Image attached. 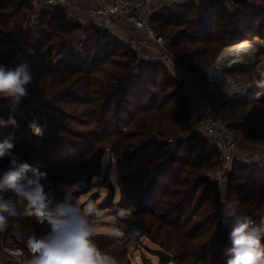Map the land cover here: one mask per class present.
I'll return each instance as SVG.
<instances>
[{
    "label": "trees",
    "instance_id": "1",
    "mask_svg": "<svg viewBox=\"0 0 264 264\" xmlns=\"http://www.w3.org/2000/svg\"><path fill=\"white\" fill-rule=\"evenodd\" d=\"M30 11L29 0H0V64L6 65L17 48L33 49L35 53L17 58L13 66L26 64L33 76L26 86L28 95L24 101L49 96L47 109L73 106L70 115L78 111L92 124L85 131L71 129L72 138H68L45 127L40 121L48 116L45 111L36 109L31 118L16 113L5 117L1 130L9 126V117L19 125L14 131L7 129L8 136L13 137L9 140L15 145L13 153L20 162L40 164V170L47 173L41 183L46 190L51 189L54 197L47 211L58 216L57 207L65 199L62 186L85 182L92 174L91 188L106 191L96 211L88 215L89 223L100 210L117 215L121 209L134 206L136 211L131 215L149 217L142 236L162 249L156 252L159 264H227L231 247L228 234L233 222H221L218 184L212 183L206 170L200 171L202 167L218 165V150L196 130L179 139L174 147L169 139L151 136L152 132L158 136L175 135L192 118L182 92L184 80L162 61L138 57L135 49L117 34L75 25L65 9L43 10L28 23ZM149 22L156 33L168 39V49L192 79L209 95L219 97L214 107L226 128L244 142L264 146V96L255 98L251 94L228 101L227 96L211 91L214 83L206 76L224 47L244 38L264 39V0H235L233 12L225 8L222 0L173 4L152 13ZM46 27L53 31H46ZM243 28L254 31L248 34ZM80 32L85 37L83 57L54 63V47ZM33 121L41 128L42 136L35 135L29 127ZM138 138L143 142L138 144ZM4 140L7 133L0 135V142ZM100 142L103 145L98 146ZM153 147L156 149L150 151ZM106 151L109 162H114L120 193L117 202L110 177L112 164L101 167ZM8 166L6 156L0 160V171ZM227 181L228 197L239 200L244 211H258L252 218L259 224L264 218V167L234 161ZM0 194L10 195L7 191ZM32 223L37 238L50 230L47 218L41 223L32 216ZM209 223L213 229L206 233ZM106 238L102 235L92 239L103 245ZM120 248L127 252V248ZM28 256L33 258L30 252Z\"/></svg>",
    "mask_w": 264,
    "mask_h": 264
},
{
    "label": "clouds",
    "instance_id": "2",
    "mask_svg": "<svg viewBox=\"0 0 264 264\" xmlns=\"http://www.w3.org/2000/svg\"><path fill=\"white\" fill-rule=\"evenodd\" d=\"M32 80V73L26 64L15 68L0 64V98L11 99L15 105L28 95L26 86ZM4 124L5 121L0 119V125ZM7 124L19 127L12 117H9ZM29 127L35 135H43L35 121ZM12 138L10 136L9 139L0 142V160L6 156L9 158V166L0 171V193L10 192L16 203L23 204V215L35 216L41 223L47 218L50 224V230L43 236L37 238L33 234L28 237L26 246L33 258L27 261V264H115L114 259L102 253L92 239L96 233L89 223L88 215L96 211V208L89 202L85 211V207H82L80 199L76 196L83 182L62 186L65 199L57 207L59 215L53 217L47 210L54 197L51 196V189L46 190L45 185L41 183V180L47 178V173L40 170V164L33 166L27 161L20 162L12 151L15 147L9 142ZM221 204L223 205L221 222L224 223L223 218H233L228 234L231 247L228 249L227 264H264V218L256 224L239 207V200L231 201L222 197ZM133 211H136L134 206L130 209H121L118 215L125 217L131 215ZM15 215L17 213L11 198L4 200L0 197V232L9 227L8 217ZM110 235L120 237L124 233L119 228H114Z\"/></svg>",
    "mask_w": 264,
    "mask_h": 264
},
{
    "label": "built area",
    "instance_id": "3",
    "mask_svg": "<svg viewBox=\"0 0 264 264\" xmlns=\"http://www.w3.org/2000/svg\"><path fill=\"white\" fill-rule=\"evenodd\" d=\"M31 11L27 22H32L36 16L43 10L59 7L65 9L67 17L82 28L94 27L104 32H112L119 26L128 27L131 35L137 40V48H143L144 43L152 44L160 48L161 56L172 61V64L181 70V77L184 81H193L190 74L178 63L177 60H171V52L167 47L166 39L156 33L149 22V17L155 11L164 6L173 4L188 5L198 4L201 0H29ZM254 1V0H249ZM225 8L229 12L235 10V0H222ZM227 47V46H226ZM224 47V48H226ZM224 51V50H223ZM18 56L14 57L6 66L13 68ZM174 61V62H173ZM230 69V68H229ZM215 81V80H214ZM215 83H218L215 81ZM219 84V83H218ZM256 88V87H255ZM254 88V89H255ZM253 89V90H254ZM247 90V89H246ZM244 90V91H246ZM227 98L241 92L228 93L222 90ZM242 91V92H244ZM252 92V91H251ZM29 107L24 99L13 105L11 99L0 98V119L5 121V117L11 114H21ZM5 125V124H4ZM0 125V130L4 127ZM193 130L198 131L206 137L219 153V169L211 174V179L217 183L221 180L223 170L230 169L234 161L247 163L255 162L258 168L264 167V158L256 161L252 160L249 152L240 147L239 143L244 142L239 136L231 133L225 124L218 118L214 105L206 99L202 100L199 113L193 121ZM249 150V149H248ZM4 200L11 198L15 206L17 215L8 217L9 227L4 231L5 240L2 241L1 250L9 261L13 264H27L30 260L28 256L29 249L26 242L29 236L35 234L32 228V216L23 215L24 205L16 203L12 195H2ZM219 196V218L221 220L223 205ZM227 200L226 197H223ZM4 215L7 216L5 213ZM250 217V216H249ZM254 222L255 220L250 217ZM224 224L231 217H226ZM256 223V222H255ZM257 224V223H256ZM137 230V231H134ZM123 236L114 238L119 246L124 248L134 247L141 240V230L132 223H126L123 229Z\"/></svg>",
    "mask_w": 264,
    "mask_h": 264
},
{
    "label": "rangeland",
    "instance_id": "4",
    "mask_svg": "<svg viewBox=\"0 0 264 264\" xmlns=\"http://www.w3.org/2000/svg\"><path fill=\"white\" fill-rule=\"evenodd\" d=\"M43 27V26H42ZM46 31H53V29L51 27H46L45 29ZM116 31V30H114ZM254 31V29H250V28H243V32L251 34ZM116 34V33H115ZM70 36V35H69ZM54 40H56L55 37H53ZM85 37L82 35V32H80V34L78 35H72L68 38V40L64 41V43L61 45L57 44L53 51H52V59L54 63H60V62H64L67 60L68 57H73V60H77L79 59V57H83L84 55V47H83V42H84ZM264 41V39H262ZM168 39H166V44H167ZM48 43V42H47ZM153 46V45H152ZM154 50L152 49H148L147 50L141 52V54H138V57L140 58H152L153 60H160L162 61L164 64L169 65V67L171 68L170 71H172L173 73H175L176 75H178V77H182L181 76V70L178 69L177 67H175L172 64V61H170L169 59H166L164 56H161L162 52L160 51L159 47L153 46ZM225 48H223L217 55L215 61L212 63V65L208 68L207 72H206V76H207V80L211 81L214 83V85H210V89L211 91H218L219 93H221L222 95L226 96V94L222 91L224 90L222 88V86L218 83H215L214 80H212L209 76L210 70L212 69V67L214 66L215 62L217 61L218 57L220 56V54L223 52ZM34 50L31 48H17L14 53L12 54L11 58L6 62L9 63L14 57L18 56V59H22L23 57L26 56V54H32L35 53L33 52ZM20 56V57H19ZM171 60L175 59V57L173 56V54H171ZM174 62V61H173ZM259 64L258 67H254V69H243V65L239 64L237 65L238 71L242 74L243 72L246 73V76L248 77V80H246L248 83L246 89H247V93L245 94V96H249L252 94V92L254 91L253 89L256 87L257 83L262 81L261 80V69L264 68V61L258 60L257 61ZM109 66V63L106 65V67ZM259 69V70H258ZM247 70V72H246ZM98 72L94 71V74H96ZM224 73L226 75H230L231 74V69L226 68L224 70ZM243 73V74H244ZM183 78V77H182ZM217 82V81H216ZM193 88H189L192 87ZM190 91H192L190 93ZM225 91V90H224ZM238 90L232 91V93L236 92ZM252 91V92H251ZM183 94L186 97V101H187V105L189 108V111L192 114V118H190V120L188 122H186L185 124L182 125L183 129L176 133L175 135H161L158 136V134L156 132H152L151 136L155 139H169L171 140V145H173V147L175 146L174 144L179 140L182 139L184 137L187 136V134L189 132H191L193 130V121L195 119V117L197 116V113H199L200 111V107H201V103L203 99H206L207 101H209L212 105L216 106V104L219 101V97H217L216 95L214 96L213 93H211L209 95V93H207L204 89H202V87L199 84H195L194 82L190 81L188 86H183ZM181 92V93H182ZM221 96V95H220ZM257 98V97H255ZM26 103V105L29 107L28 110L23 111V113H21L20 115H24V117L27 118H31L33 115L34 110L39 109L42 111H45V113L48 115L45 118L42 117V119H40V121H42V123H45V127L48 128V130L53 131L56 135H63L65 137L68 138H72L71 135V129L72 130H76V131H85L87 129H90L92 127V124L89 123L87 118H83V116H80L79 112H75L73 113V115H70V113L73 112L72 107H66L63 105H60V110H51V109H47L45 107L46 104H48L50 102V97L46 96L45 98H41V99H37V100H33V101H24ZM173 103L170 102V104ZM79 109L81 107H78ZM68 113V114H67ZM84 119V120H82ZM9 126H7V128L3 129L0 131V135H6L7 133V139H9L8 136V132L7 129L10 131H14L17 128L13 127L11 124H8ZM10 134V133H9ZM22 138H27L25 135L21 136ZM13 139V138H12ZM137 140V141H136ZM135 141L138 142V144H140L141 142H143V139H136ZM14 141V140H12ZM99 145H103V142L98 143ZM239 146L242 147L244 146V148L249 152V156L251 155V147H263L262 145H252L249 144L248 142H240ZM156 148H151L150 151H153ZM249 149V150H248ZM180 154H183L182 151H180ZM110 159V155L109 153L104 154L103 159L101 161V167L107 165L108 163L112 164L111 169H110V175L112 177V180L114 181L115 184V189H116V193H115V198L114 201L117 202L119 197H120V193L117 187V182L115 179V171L113 168V160L111 162H109ZM207 168V169H206ZM219 169V163L217 166H214L212 168L210 167H202L200 169V171L202 170H206V175H208V178L212 181V183H217L215 181H213L211 179V174L215 171ZM230 173V169H225L222 172L221 175V180L219 181L218 187H219V196L226 197L227 200H231V198L228 197L227 194V184L228 183V176ZM83 182L84 185V180H80ZM78 181V182H80ZM77 183V182H76ZM100 190V191H99ZM91 191H99L100 195L97 197V199L92 202L94 204V206L98 203H100L105 195V189H97L95 187H92ZM10 195H12L9 192ZM89 192L88 193H84V194H80L78 196V198L81 201V205L82 207H85V211H87L86 207L87 204L89 203H85L86 199L88 198ZM13 196V195H12ZM211 197V196H210ZM75 202V201H74ZM205 206L203 205L197 212V217L198 214L201 213ZM220 207V203L218 204V208ZM245 207V206H242ZM106 210H100L98 211L99 213L96 214L97 218L95 216L94 219H92L91 221V225L94 227L95 233L98 232H102L105 234H96L94 236H102L105 235L107 238L106 243L103 245H100L99 243H95L97 244V246L99 247V249L102 251V253L112 257L114 259L115 264H125L127 262H129L130 264H159V257L156 255L157 250H162L158 243L153 241L150 238L147 237H142L141 240L139 241V243L134 246V247H129L127 249V252H125L123 250V248L118 247V244H114V238H116L117 236L114 235H110V233H112L114 228H119L121 232H123L124 226L126 223H132L135 226H137L141 232H142V227H145L148 224L149 221V217L147 215L144 214H138V215H130V216H125V217H120L118 214L117 215H112L109 213H105ZM243 212L245 214H247L248 216L252 217L253 215L257 214L258 211L256 210H250L249 212L247 210H243ZM141 220L143 221V225L141 223ZM33 225V223H32ZM33 228V232L36 234L37 230L34 227V225L32 226ZM206 229H208L206 231V233L208 231H210L211 229H213V224L209 223L207 224ZM109 238H112L109 239ZM5 240V233L4 232H0V264H6V262H10L7 257L3 254L2 250H1V244L2 241ZM111 240V241H110ZM176 262L178 263V260H176ZM169 264H173V263H169Z\"/></svg>",
    "mask_w": 264,
    "mask_h": 264
},
{
    "label": "bare ground",
    "instance_id": "5",
    "mask_svg": "<svg viewBox=\"0 0 264 264\" xmlns=\"http://www.w3.org/2000/svg\"><path fill=\"white\" fill-rule=\"evenodd\" d=\"M258 60L264 61V41L258 36L244 38L224 49L210 70L209 76L229 94L235 90L242 92L246 90L248 77L246 73L241 74L238 71L237 65L242 64L243 69L247 68L252 71L254 67H258L259 64L256 65ZM226 68L231 69L230 75L224 73ZM261 80L252 92L257 98L264 96V68L261 69Z\"/></svg>",
    "mask_w": 264,
    "mask_h": 264
},
{
    "label": "crops",
    "instance_id": "6",
    "mask_svg": "<svg viewBox=\"0 0 264 264\" xmlns=\"http://www.w3.org/2000/svg\"><path fill=\"white\" fill-rule=\"evenodd\" d=\"M114 33H116L121 40L128 42L131 45V47H133L138 54L139 53L141 54V52H143L145 50H147V52H148V49L154 50V47H153L154 45L152 46V44H148V43H144L143 44L144 45L143 48H137V46L139 45L138 44L139 41H137L131 35V30L128 27L119 26V27L116 28V31H114ZM192 82H194L196 84V82L194 80ZM188 84H189V81L188 82L187 81H184V85L185 86H188ZM189 88H193V86L192 87H189ZM191 92L192 91H190V93ZM250 151H251L250 158L252 160L256 161L258 159L264 158V148L263 147H260V148L259 147H251V150ZM110 177H111V175H110ZM106 211H105V213H107ZM96 217H97V215H96ZM96 234H105V233L98 232Z\"/></svg>",
    "mask_w": 264,
    "mask_h": 264
},
{
    "label": "water",
    "instance_id": "7",
    "mask_svg": "<svg viewBox=\"0 0 264 264\" xmlns=\"http://www.w3.org/2000/svg\"><path fill=\"white\" fill-rule=\"evenodd\" d=\"M247 92L248 91L246 90V91L241 92L239 94H234L231 97L227 98V100L228 101H233V100H236V99H242V98L245 97V94ZM92 178H93L92 174L88 175V177L85 180L84 185L81 187L80 191L76 193V196L78 197L80 194H84V193H88L89 192L88 198L86 199L85 203L86 202L87 203L88 202H94L97 199V197L100 195L99 191H91L92 188H91L90 181H91Z\"/></svg>",
    "mask_w": 264,
    "mask_h": 264
}]
</instances>
